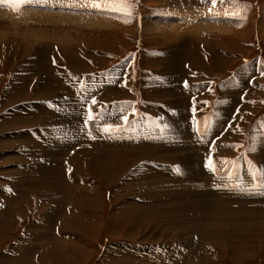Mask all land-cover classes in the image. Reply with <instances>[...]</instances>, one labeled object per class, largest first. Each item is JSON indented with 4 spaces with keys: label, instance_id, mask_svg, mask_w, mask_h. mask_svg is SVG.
Masks as SVG:
<instances>
[{
    "label": "rangeland",
    "instance_id": "374dc122",
    "mask_svg": "<svg viewBox=\"0 0 264 264\" xmlns=\"http://www.w3.org/2000/svg\"><path fill=\"white\" fill-rule=\"evenodd\" d=\"M263 191L264 0L0 2V264H264Z\"/></svg>",
    "mask_w": 264,
    "mask_h": 264
},
{
    "label": "bare ground",
    "instance_id": "6f19581e",
    "mask_svg": "<svg viewBox=\"0 0 264 264\" xmlns=\"http://www.w3.org/2000/svg\"><path fill=\"white\" fill-rule=\"evenodd\" d=\"M6 15V14H5ZM56 15V14H55ZM66 15V14H65ZM68 17H70L69 15H68ZM73 17V16H72ZM71 17V18H72ZM75 17V16H74ZM44 18V17H43ZM61 18V17H60ZM66 20V19H65ZM23 21V20H22ZM30 21V20H29ZM110 21V20H109ZM154 22V21H153ZM152 22V24L154 25H158L159 23L157 22V23H153ZM168 23V22H167ZM174 23V22H173ZM154 25V26H155ZM162 26V25H161ZM98 27V26H97ZM170 29H171V27H170ZM26 35V34H25ZM184 140V139H183ZM253 142H254V140H253ZM193 148V147H192ZM190 149V148H189ZM151 154V153H150ZM152 155V154H151ZM146 157H147V155H146ZM148 158V157H147ZM160 158V157H159ZM184 159V158H183ZM183 161V160H182ZM186 161V160H185ZM178 162V161H177ZM176 163V162H175ZM187 163H189V162H187ZM186 163V164H187ZM182 168H184L183 166H182ZM203 168H198V169H196L195 171H185L184 169H183V171H181L182 173L180 174L181 176H182V179L185 181H183V183H184V185H185V187H186V189H183L182 191H175V189L173 188V186H171V191H166V190H161L162 192H160L159 191V193L157 194L158 195V197H159V199H161V198H163V200L164 199H166V201H167V208H174V210L176 209V210H179L178 208H181V207H179L180 206V202H175L174 200H179V199H181V197H185V196H187V194H188V196H191V197H194V196H199V197H208V196H214L213 195V192L211 193V192H209V191H207V189H206V185L205 184H203V181L205 180V178H204V173H203V170H202ZM182 170V169H181ZM180 176V177H181ZM241 176V175H240ZM250 177V176H249ZM248 179V178H247ZM243 180H244V178H243ZM195 183V184H193V183ZM162 183V182H161ZM192 185H194V186H203V187H201V189H191L190 187L192 186ZM162 187H163V185H162ZM165 187V186H164ZM184 187V188H185ZM161 188V187H160ZM161 189H163V188H161ZM264 192V191H263ZM184 193H187V194H184ZM256 195L257 194H252L250 191H243V190H240V192L239 193H237V194H228V195H225V197L227 198V199H229L230 197L233 199V201H237V202H240L239 204H244V201L246 202V201H248V200H250L249 202H252L253 203V201H255V198H256ZM253 196V197H252ZM259 196V195H258ZM153 197V196H152ZM260 197H261V195H260ZM261 198H264V195H262V197ZM237 199V200H236ZM198 200V199H197ZM210 200V199H209ZM261 201V200H260ZM190 202V201H189ZM228 202V201H227ZM248 202V203H249ZM258 202V201H257ZM202 203V202H201ZM247 203V202H246ZM256 203V202H255ZM164 204H166V203H164ZM193 204V205H192ZM204 206V205H203ZM223 206H225V205H223ZM242 206V205H241ZM184 207V206H183ZM199 207L201 208V206H197V205H195L194 203H192V202H190V203H188L187 204V206H186V208H189V211H194V212H197L198 210H199ZM205 207L207 208L208 206H206L205 205ZM214 207V206H213ZM215 207H216V205H215ZM210 208V207H209ZM218 209H220V206L219 207H217ZM230 208V207H229ZM185 209V208H184ZM184 209L182 208L181 209V211H184ZM214 209H216V208H214ZM222 209H225L224 207L223 208H221V210ZM227 209V208H226ZM225 209V210H226ZM202 210V209H201ZM206 210V209H205ZM208 210V209H207ZM206 210V211H207ZM228 210V209H227ZM178 212H180V211H178ZM262 212H264V211H262ZM180 213H182V212H180ZM210 213H212V211L210 212ZM178 215V214H177ZM180 215V214H179ZM195 215V214H194ZM211 215V214H210ZM218 215V214H217ZM237 216H239V215H237ZM163 217V216H162ZM175 217H177V216H175ZM133 218V217H132ZM131 218V219H132ZM160 219H162L163 220V218H161L160 217ZM164 219H165V217H164ZM176 219V218H175ZM229 219V218H228ZM192 220V219H191ZM133 221V220H132ZM170 221V220H169ZM232 221V220H231ZM160 222V221H159ZM204 222V221H203ZM162 223V222H161ZM164 223V222H163ZM245 223V222H244ZM158 224V223H157ZM170 224V223H169ZM191 225H192V227H193V225L194 226H198L199 224L197 223V222H191L190 223ZM245 224H247V222L245 223ZM177 225V224H176ZM202 227H203V225L202 224H200ZM209 225V224H208ZM244 225V224H243ZM169 226V225H168ZM173 227V226H172ZM184 227V226H183ZM189 229V228H188ZM207 229V228H206ZM196 230V229H195ZM202 230H203V228H202ZM208 230V229H207ZM208 231H210V230H208ZM236 239V238H235ZM237 240V239H236Z\"/></svg>",
    "mask_w": 264,
    "mask_h": 264
},
{
    "label": "snow or ice",
    "instance_id": "6c2138e0",
    "mask_svg": "<svg viewBox=\"0 0 264 264\" xmlns=\"http://www.w3.org/2000/svg\"><path fill=\"white\" fill-rule=\"evenodd\" d=\"M0 2H8V0H0ZM16 3L18 4V3H22V0H16ZM93 6H95V7H98L99 5H93ZM93 103H95V101H93ZM89 119H92V117L91 116H89ZM110 129L109 128H105L104 129V131H109Z\"/></svg>",
    "mask_w": 264,
    "mask_h": 264
}]
</instances>
